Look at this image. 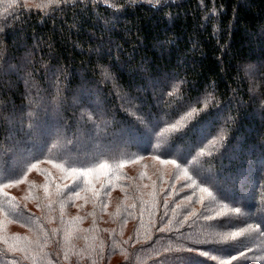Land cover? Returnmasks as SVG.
<instances>
[{
  "label": "trees",
  "instance_id": "16d2710c",
  "mask_svg": "<svg viewBox=\"0 0 264 264\" xmlns=\"http://www.w3.org/2000/svg\"><path fill=\"white\" fill-rule=\"evenodd\" d=\"M163 3L0 0V264H264V0Z\"/></svg>",
  "mask_w": 264,
  "mask_h": 264
},
{
  "label": "snow or ice",
  "instance_id": "6c2138e0",
  "mask_svg": "<svg viewBox=\"0 0 264 264\" xmlns=\"http://www.w3.org/2000/svg\"><path fill=\"white\" fill-rule=\"evenodd\" d=\"M50 2L59 4L61 2H65L66 3L67 0H50ZM149 4L153 8H160V7L165 6L164 3H163V0H149ZM113 7H118V5H113ZM106 75H107V73H106ZM172 163H176V161H172ZM32 167H35V165H32ZM14 182L18 183L19 181H10L9 183H14ZM7 186L8 185H0V187H7ZM202 191H209V190L207 188H204V189H202ZM209 194H211V193L209 192ZM233 211L239 212L240 209H238V208L237 209H233ZM256 227L259 228V225H257ZM188 251L191 252L193 250L192 249H188ZM202 255L208 256V253L204 252V253H202ZM240 255L242 256L243 253H240ZM213 259H215V257H213ZM232 259H235V257H232ZM261 259H264V258H261ZM191 264H198V262L197 261H191Z\"/></svg>",
  "mask_w": 264,
  "mask_h": 264
},
{
  "label": "rangeland",
  "instance_id": "374dc122",
  "mask_svg": "<svg viewBox=\"0 0 264 264\" xmlns=\"http://www.w3.org/2000/svg\"><path fill=\"white\" fill-rule=\"evenodd\" d=\"M202 107H203V103L199 106V108H196V109H198L199 111L200 109H202Z\"/></svg>",
  "mask_w": 264,
  "mask_h": 264
}]
</instances>
